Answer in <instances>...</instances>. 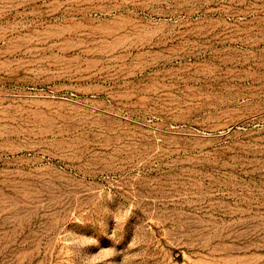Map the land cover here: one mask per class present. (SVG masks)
Segmentation results:
<instances>
[{
	"label": "rangeland",
	"instance_id": "obj_1",
	"mask_svg": "<svg viewBox=\"0 0 264 264\" xmlns=\"http://www.w3.org/2000/svg\"><path fill=\"white\" fill-rule=\"evenodd\" d=\"M0 264H264V0H0Z\"/></svg>",
	"mask_w": 264,
	"mask_h": 264
}]
</instances>
